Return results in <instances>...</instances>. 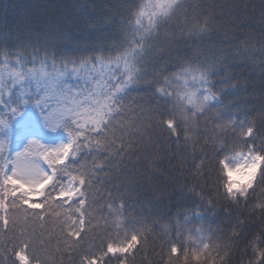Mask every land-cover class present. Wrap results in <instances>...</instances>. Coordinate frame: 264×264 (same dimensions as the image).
Here are the masks:
<instances>
[{
    "label": "trees",
    "instance_id": "1",
    "mask_svg": "<svg viewBox=\"0 0 264 264\" xmlns=\"http://www.w3.org/2000/svg\"><path fill=\"white\" fill-rule=\"evenodd\" d=\"M150 4L151 0H0V56L20 54L21 60L31 62L34 56L54 52L59 61L61 56L98 53V43L105 53L133 41L144 46L139 82L121 94L123 111L103 125L107 132L98 130L94 112L86 111L78 119L86 136L99 135L111 149L89 152L87 140H82L81 159L72 165L91 166L93 156L104 161L92 182V229L82 233L79 246L69 252L64 250L62 217L21 215L16 234L24 231L31 238L40 264H80V256L96 251L106 234L115 240L120 229L106 205L122 200V219L129 227L145 225L141 244L127 264H264L258 255L264 253V170L256 179L258 196L226 197L222 162L248 152L250 145L237 141L231 125L216 127L219 115L224 123L254 122L256 135L264 136V0H165L148 20ZM35 23L40 26L33 29ZM55 24L71 26L74 40L81 43L74 47L63 40V33H52ZM201 77L219 103L207 116L193 120L181 96L203 87ZM66 83L74 90L83 87L71 72ZM173 115L177 121L187 119L189 141L182 132L177 138L164 127V119ZM210 137L225 140L227 146L214 145ZM193 210L200 217L181 222L177 236V216H191ZM197 229L206 238L200 246L194 240ZM11 239L12 233L0 237V244L11 248ZM171 240L178 252L169 254ZM28 254L33 255L32 250ZM0 264L20 263L7 251L0 252Z\"/></svg>",
    "mask_w": 264,
    "mask_h": 264
},
{
    "label": "snow or ice",
    "instance_id": "2",
    "mask_svg": "<svg viewBox=\"0 0 264 264\" xmlns=\"http://www.w3.org/2000/svg\"><path fill=\"white\" fill-rule=\"evenodd\" d=\"M81 7L87 5L82 4ZM136 24L142 26L140 20ZM39 26V23H35L32 28ZM51 31L54 34L63 33V40L72 43L74 47L81 43L74 40L71 26L55 24L51 25ZM96 46L98 53L79 57L61 56L59 61L54 52H45L41 57L34 56L31 62L27 58L21 60L20 54L15 57L0 56V107L3 108V114H0V136L3 137L0 139V237L12 233L9 241L12 247L0 244V252L11 251L20 264H33V261L40 264V257L35 255L31 238L24 231L16 234L21 215L25 219H43L46 215L62 217L60 223L65 252L79 246L82 233L87 235L92 229L91 209L95 204L94 199L89 203L92 182L96 168L103 167L104 161L93 156L91 166L83 163L74 168L72 165L81 159L79 154L85 147L82 140H87L89 152L111 149L99 135L86 136L78 123V116L82 111L94 112L98 117V130L106 133L107 129L103 125L112 120L115 113L123 111L121 94L139 82L138 61L144 53L142 42L133 41L128 46L117 48L115 53H105L102 43ZM179 71L189 72L191 69ZM69 72L81 80L82 88L74 90L71 84L66 83ZM201 78L203 92L187 94L184 106L185 111L188 106L191 107L193 120L207 116L211 111L210 102H215L217 98L207 79ZM216 120L221 121L216 124L217 128L231 125L229 130L237 141L250 145L245 163L259 162V175L264 170V136L256 135L254 122L243 125L229 120L224 123L219 115ZM163 124L170 135L179 138L182 132L185 142L192 138L187 119L177 121L173 115L164 119ZM14 129L17 138L24 143L21 150L5 155L7 146L12 142ZM41 130L48 133L63 130L67 134V141L55 146L44 143L38 135ZM221 135L227 136V132L222 131ZM210 139L216 146H227L223 139ZM257 188L254 178L243 192H226L225 196L247 200L249 195H259ZM261 190H264V186H261ZM106 206L120 232L115 240L106 234V239L101 240L96 251L80 256V264H107L105 258L115 259L118 264H127L128 258L141 244L145 225L140 222L139 227L137 223L129 227L128 222L122 219L125 203L122 200L119 203L110 200ZM197 214L193 210L191 216H177V236L181 222L190 223ZM29 250H32L33 255L28 254ZM168 251L169 254L178 252L175 240L170 241ZM258 255L264 258V253Z\"/></svg>",
    "mask_w": 264,
    "mask_h": 264
},
{
    "label": "rangeland",
    "instance_id": "3",
    "mask_svg": "<svg viewBox=\"0 0 264 264\" xmlns=\"http://www.w3.org/2000/svg\"><path fill=\"white\" fill-rule=\"evenodd\" d=\"M164 2H165V0H151L149 12L147 13L146 18L149 20L152 16H154L159 11V9L162 7V4ZM195 92L202 93L203 90H198ZM189 93H193V92H187V93L183 94V96H182V100L184 101L185 105H186V97H187V94H189ZM210 103H211V105L217 104L218 103L217 98H216L215 102H210ZM188 107L191 109L190 106H188ZM85 114H86V111H82L79 114L78 119L82 120L83 119L82 117ZM38 135H39L40 139L42 140V142L47 143V144H51L53 146H55L58 143H62V142L67 141V134L63 130H58L55 133H48V132H44L43 130H41L38 133ZM17 136H18V134L15 136H12V142L10 145L7 146L6 155H8L10 153L14 154L15 151L21 150L24 141L19 140L17 138ZM246 157H248V152L247 153H241L240 155L236 154V155H233L230 158L224 160L223 168H224L225 175L227 178L226 190L228 193H233V192L241 193L249 187V185L252 183L254 178L257 179L259 162H257L256 164L245 163ZM249 159H250V157H249ZM45 167H47V166L45 165ZM253 169H255V170L253 171ZM231 198L236 199L237 197H231ZM194 237L196 240L195 241L196 244L202 243L204 241V239L206 240L203 233H201L200 231H196ZM19 263H20V261H19Z\"/></svg>",
    "mask_w": 264,
    "mask_h": 264
},
{
    "label": "clouds",
    "instance_id": "4",
    "mask_svg": "<svg viewBox=\"0 0 264 264\" xmlns=\"http://www.w3.org/2000/svg\"><path fill=\"white\" fill-rule=\"evenodd\" d=\"M255 169H253V171H254Z\"/></svg>",
    "mask_w": 264,
    "mask_h": 264
}]
</instances>
